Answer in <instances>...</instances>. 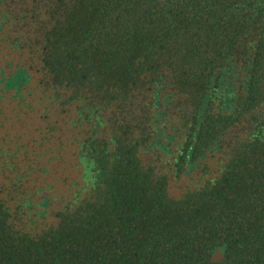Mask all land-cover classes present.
I'll return each mask as SVG.
<instances>
[{
    "label": "trees",
    "instance_id": "16d2710c",
    "mask_svg": "<svg viewBox=\"0 0 264 264\" xmlns=\"http://www.w3.org/2000/svg\"><path fill=\"white\" fill-rule=\"evenodd\" d=\"M36 2L94 172L38 231L0 200V264H264V0Z\"/></svg>",
    "mask_w": 264,
    "mask_h": 264
},
{
    "label": "flooded vegetation",
    "instance_id": "af4514ba",
    "mask_svg": "<svg viewBox=\"0 0 264 264\" xmlns=\"http://www.w3.org/2000/svg\"><path fill=\"white\" fill-rule=\"evenodd\" d=\"M36 1L0 0V200L30 231L54 221L94 172L82 150L89 92L47 66L49 21ZM226 87L230 99L235 86ZM219 146L203 158L210 175L223 165Z\"/></svg>",
    "mask_w": 264,
    "mask_h": 264
},
{
    "label": "water",
    "instance_id": "95a60500",
    "mask_svg": "<svg viewBox=\"0 0 264 264\" xmlns=\"http://www.w3.org/2000/svg\"><path fill=\"white\" fill-rule=\"evenodd\" d=\"M224 255V248L223 247H220L218 249H216L213 254H212V259L214 261H218L220 260Z\"/></svg>",
    "mask_w": 264,
    "mask_h": 264
}]
</instances>
